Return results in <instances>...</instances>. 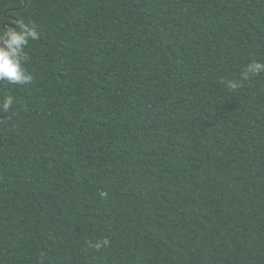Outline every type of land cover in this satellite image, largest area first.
<instances>
[{"label": "trees", "instance_id": "obj_1", "mask_svg": "<svg viewBox=\"0 0 264 264\" xmlns=\"http://www.w3.org/2000/svg\"><path fill=\"white\" fill-rule=\"evenodd\" d=\"M23 4L0 0L42 33L34 80L0 81V264H264V0Z\"/></svg>", "mask_w": 264, "mask_h": 264}, {"label": "clouds", "instance_id": "obj_2", "mask_svg": "<svg viewBox=\"0 0 264 264\" xmlns=\"http://www.w3.org/2000/svg\"><path fill=\"white\" fill-rule=\"evenodd\" d=\"M38 27L32 23L17 21L15 28L0 27V81L10 85H25L34 80V75L25 67L28 54L25 49L30 41H38L41 37ZM264 72V63L253 61L249 63L241 73L243 80H248ZM223 83V81H222ZM231 90H237L242 86V81H227ZM15 98L12 95L0 99V112L8 113L13 107ZM100 195L107 198L108 193L101 192ZM110 241L103 239L97 241L92 247L97 249L109 246Z\"/></svg>", "mask_w": 264, "mask_h": 264}, {"label": "water", "instance_id": "obj_3", "mask_svg": "<svg viewBox=\"0 0 264 264\" xmlns=\"http://www.w3.org/2000/svg\"><path fill=\"white\" fill-rule=\"evenodd\" d=\"M24 1V4H23V8L27 5V0H23ZM7 13V15H8V13H9V10L6 12ZM13 19L17 22V21H19L17 18H15V17H13ZM8 25L7 24H5V27H7ZM12 27H15L14 25H12Z\"/></svg>", "mask_w": 264, "mask_h": 264}]
</instances>
